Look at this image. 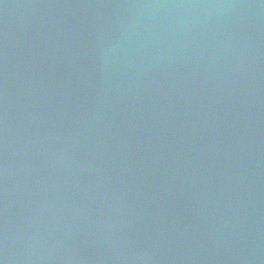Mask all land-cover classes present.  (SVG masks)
<instances>
[{
	"label": "water",
	"instance_id": "1",
	"mask_svg": "<svg viewBox=\"0 0 264 264\" xmlns=\"http://www.w3.org/2000/svg\"><path fill=\"white\" fill-rule=\"evenodd\" d=\"M3 264H264V0H0Z\"/></svg>",
	"mask_w": 264,
	"mask_h": 264
},
{
	"label": "snow or ice",
	"instance_id": "2",
	"mask_svg": "<svg viewBox=\"0 0 264 264\" xmlns=\"http://www.w3.org/2000/svg\"><path fill=\"white\" fill-rule=\"evenodd\" d=\"M0 264H3V261L2 260H0Z\"/></svg>",
	"mask_w": 264,
	"mask_h": 264
}]
</instances>
